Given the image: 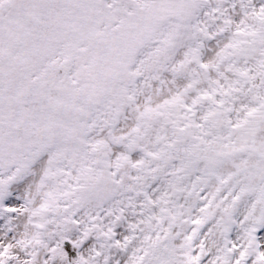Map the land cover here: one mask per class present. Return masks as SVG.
<instances>
[{
    "label": "snow or ice",
    "instance_id": "6c2138e0",
    "mask_svg": "<svg viewBox=\"0 0 264 264\" xmlns=\"http://www.w3.org/2000/svg\"><path fill=\"white\" fill-rule=\"evenodd\" d=\"M0 264H264V0H0Z\"/></svg>",
    "mask_w": 264,
    "mask_h": 264
}]
</instances>
